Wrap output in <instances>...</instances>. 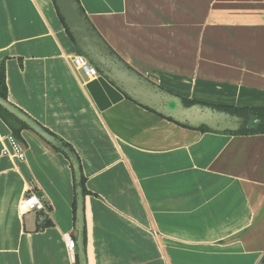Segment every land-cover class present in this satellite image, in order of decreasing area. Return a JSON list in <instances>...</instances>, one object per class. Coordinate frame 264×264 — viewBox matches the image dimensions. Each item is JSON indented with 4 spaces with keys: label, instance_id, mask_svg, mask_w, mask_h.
<instances>
[{
    "label": "crops",
    "instance_id": "1",
    "mask_svg": "<svg viewBox=\"0 0 264 264\" xmlns=\"http://www.w3.org/2000/svg\"><path fill=\"white\" fill-rule=\"evenodd\" d=\"M78 1L121 60L158 86L264 106V0ZM77 53L53 0H0L6 99L78 159L87 264H264V135L179 126L75 71ZM9 135L0 118V264H75L68 160L28 129L17 140L25 159L2 156ZM27 193L46 214L19 213Z\"/></svg>",
    "mask_w": 264,
    "mask_h": 264
},
{
    "label": "water",
    "instance_id": "2",
    "mask_svg": "<svg viewBox=\"0 0 264 264\" xmlns=\"http://www.w3.org/2000/svg\"><path fill=\"white\" fill-rule=\"evenodd\" d=\"M53 1L77 51L87 58L101 77L130 101L164 119H169L179 126L192 130L205 127L211 133H236L245 125V118L218 110L205 103L197 102L186 106L183 97L151 82L121 60L95 30L78 0ZM0 107L68 160L73 172L75 187L76 259L77 264H87L84 230L85 198L81 187V171L77 157L60 140L1 96Z\"/></svg>",
    "mask_w": 264,
    "mask_h": 264
},
{
    "label": "trees",
    "instance_id": "3",
    "mask_svg": "<svg viewBox=\"0 0 264 264\" xmlns=\"http://www.w3.org/2000/svg\"><path fill=\"white\" fill-rule=\"evenodd\" d=\"M54 4V1H53ZM56 10V8H55ZM57 12V10H56ZM58 14V12H57ZM58 17L65 29L66 34L68 35L69 39L73 43V40L68 33L66 27L64 26V23L62 19L60 18L59 14ZM79 53V52H78ZM0 96L3 99H6V85H5V72H4V66L1 63L0 64ZM127 98V97H126ZM128 99V98H127ZM129 100V99H128ZM183 102L185 103L186 106L193 105L197 103V101L189 100L186 98H183ZM210 105V104H208ZM213 108H216L218 110H223L226 111L232 115H237L240 117L245 118L246 123L245 125L236 133H226L229 135H240V136H249V135H264V106L262 107H253V108H247V107H232V106H218V105H210ZM0 118L7 124L9 129L11 130L12 136L16 140H21L20 138V132L23 129H27V127L17 121L14 117H12L10 114H8L5 110H3L0 107ZM170 122H172L169 119H166ZM186 128V127H185ZM198 131L201 132H209V130L205 127H201L198 129ZM49 133V132H48ZM51 134V133H50ZM65 147L69 148L71 152L73 150L70 148V146L64 142H62ZM54 150V149H53ZM56 152L59 153L58 150H55ZM74 153V152H73ZM81 187L83 189V194L85 195L86 192L84 190V178L81 176ZM74 212H75V205H74ZM50 222L48 220H45L44 222L40 223L37 226V229H45L49 227ZM85 242H86V234H85ZM75 264H77V259L75 258Z\"/></svg>",
    "mask_w": 264,
    "mask_h": 264
},
{
    "label": "built area",
    "instance_id": "4",
    "mask_svg": "<svg viewBox=\"0 0 264 264\" xmlns=\"http://www.w3.org/2000/svg\"><path fill=\"white\" fill-rule=\"evenodd\" d=\"M70 63L75 71L84 74L87 78H95L99 76L95 67L92 66L87 58L80 53L73 55L70 58ZM7 143L8 148H4L1 151V155L23 161L25 156L18 141L12 135H9L7 138ZM48 210V205L33 193L25 194L18 206V211L22 215L36 212L42 213L43 215L46 214ZM66 248L69 258L72 262H75V242L72 238H68L66 242Z\"/></svg>",
    "mask_w": 264,
    "mask_h": 264
},
{
    "label": "rangeland",
    "instance_id": "5",
    "mask_svg": "<svg viewBox=\"0 0 264 264\" xmlns=\"http://www.w3.org/2000/svg\"><path fill=\"white\" fill-rule=\"evenodd\" d=\"M78 54V53H77ZM186 99H188V98H186ZM189 100H191V99H189ZM227 106V105H226ZM233 107V106H232Z\"/></svg>",
    "mask_w": 264,
    "mask_h": 264
},
{
    "label": "bare ground",
    "instance_id": "6",
    "mask_svg": "<svg viewBox=\"0 0 264 264\" xmlns=\"http://www.w3.org/2000/svg\"><path fill=\"white\" fill-rule=\"evenodd\" d=\"M69 255V254H68ZM70 259V258H69ZM71 260V259H70Z\"/></svg>",
    "mask_w": 264,
    "mask_h": 264
}]
</instances>
